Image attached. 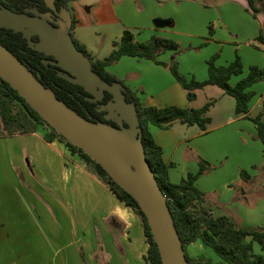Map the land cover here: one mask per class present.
<instances>
[{"label":"crops","instance_id":"crops-1","mask_svg":"<svg viewBox=\"0 0 264 264\" xmlns=\"http://www.w3.org/2000/svg\"><path fill=\"white\" fill-rule=\"evenodd\" d=\"M236 2L245 14L252 18L251 21L246 19L240 22L234 32L243 33L248 39L247 45L253 46L255 51L261 54V58L250 63L264 67V43L258 41L261 33L264 37V0H258L257 6L262 10L256 16L249 7L248 0H236ZM76 6L77 0H71L69 8L62 13L63 19L69 16L71 21L76 20L74 37L87 47L95 59L106 58L115 48L114 42L119 41L125 31L120 32L121 38L113 36L114 28L117 27L116 21L120 22L121 18L116 12L108 14L113 24L108 25L104 32L99 31V36H103L105 40L104 48L107 51L104 52L100 42L94 45L78 33L83 23L78 16ZM161 19L168 20V18ZM172 23L171 21L168 25ZM154 26L159 30L167 25ZM226 28L230 30L228 24ZM212 39V37L209 38L207 42L209 43ZM168 60L169 58L162 59L165 62ZM128 64H137L142 70H126L124 74L123 67ZM107 70L125 81L126 85L138 93L141 101L149 106L179 105L198 108L206 102L214 101L208 113L211 122L206 130H202L197 124L177 122L170 128L151 125L150 131L157 144L163 149V160L171 165L170 180L179 184L189 172L199 170L201 159L213 161L214 146L208 140H201L203 136H208L215 127L237 124L236 129H231L233 137L237 139L241 137L245 146L252 144V151L244 159L236 160L235 173L239 171L238 177L236 180L222 178L228 173L225 170L219 173L212 190H208L210 186H206L202 177L198 179L197 186L205 193L204 205L211 209L215 216L225 215V213H244L243 216L229 215L243 227H264V179H262L264 175L260 170L259 172L258 169H253L254 165L262 166L264 163L263 143L256 138L257 126L251 119L263 111L264 90L259 98H256V95L253 96L250 112L247 115H239L230 112L232 111L230 109L232 103L229 99L231 96L216 85H208L198 90L197 98L190 101L187 90L175 77H172L174 75H170L172 72L169 67L159 65L152 60L123 56L118 62L109 65ZM149 71L160 72L163 75L169 74L168 84L160 83L161 85L158 86L156 80L149 81L145 76ZM192 77L194 76L188 79ZM137 80H139L138 83H136ZM201 93L206 97L205 100H201V102L204 101L203 104L199 101ZM221 103L223 105L219 111L223 115V120L219 125H214L217 122L214 110H217V106ZM226 105L228 109L225 108ZM231 107H236V100ZM256 107H261V110L253 114ZM46 132L45 127H40L32 133L0 137V256L6 245L7 249L22 250L23 254L20 257L27 260L25 264H41V259L43 264H83L80 256V249H82L88 264H150L146 260L149 244L141 217L64 142L59 139L47 141ZM222 160L223 158L214 162V166L216 167ZM17 169L22 171L24 181H21ZM241 169L248 170L253 179L245 181L240 175ZM231 181H235L236 184L233 183V187L227 186L230 192L221 195L220 192L224 191L220 187ZM233 196L239 203L230 206L232 203L230 198ZM252 196L259 197L258 202L251 203L248 198ZM32 205L35 208L34 212ZM35 212L41 214L42 226L40 223L37 225L28 220V214L21 220L23 224L19 223L20 213ZM43 213H46L47 218L50 219L56 213L58 226H56L57 229L54 228L58 234L54 232L55 237L63 238L65 232L67 239L70 237L71 241L61 244L51 243L50 247L43 243V237L40 238L43 233ZM66 219H70L69 225L65 224ZM48 249L54 251L50 256L45 253ZM37 251H43V257L41 259L35 257L33 261V255L37 254ZM187 251L193 258L206 257L210 260L208 264H227L223 263L219 256L211 254L209 246L202 240L188 244ZM28 257L31 259L28 260Z\"/></svg>","mask_w":264,"mask_h":264},{"label":"trees","instance_id":"trees-1","mask_svg":"<svg viewBox=\"0 0 264 264\" xmlns=\"http://www.w3.org/2000/svg\"><path fill=\"white\" fill-rule=\"evenodd\" d=\"M70 2L71 0H55L56 10L51 9L45 0H0V7L11 8L17 12L28 11L33 13L32 9H36L41 13L49 12L54 20L53 23L58 25V22L63 19V11L69 8ZM248 2L255 16L261 12L262 9L257 6L258 0H248ZM75 23L76 20L73 19L70 29L71 35L76 46L92 59L93 70L99 73L102 79L110 83H121L124 86L123 91L127 100L135 103L137 107L147 158L162 190L167 196L168 204L190 264H208L210 262L206 257L197 259L189 255L187 245L197 240H202L212 248L223 263L264 264V254L254 251L255 243H258L264 251V227L240 226L231 216H215L211 209L204 205L205 193L198 188L197 181L212 168L211 163L201 159L197 172H189L179 184L173 183L169 177L171 165L163 160V149L157 144L150 131L151 125L170 128L177 122L189 125L197 124L202 130H206L211 122L208 113L214 101L206 102L198 108L181 107L179 105L149 106L142 102L138 94L127 86L122 79L110 73L107 67L118 62L123 56L152 60L159 65L169 67L177 81L187 90V97L190 101L197 98L198 90L208 85H216L223 89L226 94L235 98V111L239 115H247L250 112L251 100L254 96V92L250 90V87L257 82L264 81V68L258 65L251 66L247 76L232 85L230 83L232 77L243 72L241 58L237 56L235 61L229 65L218 66L216 65L217 56H213L208 61L207 79L203 81H199L194 77L188 79L179 70L177 54L179 53L180 44L176 40L153 36L146 42H140L135 40V35L130 30H125L122 38L114 42L115 48L106 58L95 59L87 50V47L74 37ZM258 39L264 42L262 34ZM32 40L39 41V35H34ZM0 43L8 47L21 61L25 62L46 86L54 90L60 100L78 113L95 122L116 124L114 120L106 119V110H99L102 104L112 99L111 93L106 92L102 101L90 100L89 97L92 95L82 85L72 83L59 75L58 68L55 65L44 63V59H55V57L31 48L29 40L24 37L21 31L0 26ZM167 50L174 51L170 62L159 59L161 53ZM251 119L257 126L256 138L261 140L264 147V99L263 111L256 117H251ZM40 127L47 129L45 134L47 141L51 142L59 139L64 142L74 154H78L87 165L94 169L95 173L121 200L135 210L143 221L145 236L149 244L146 260L150 264H163L148 220L133 196L117 184L108 172L84 150L72 144L53 129L10 83L2 80L0 82V137L14 136L18 133H32ZM253 169L260 170L264 175V163L262 166L254 165ZM240 175L245 181L253 179L245 169H241ZM80 256L83 264H88L85 252L82 249H80Z\"/></svg>","mask_w":264,"mask_h":264},{"label":"water","instance_id":"water-1","mask_svg":"<svg viewBox=\"0 0 264 264\" xmlns=\"http://www.w3.org/2000/svg\"><path fill=\"white\" fill-rule=\"evenodd\" d=\"M45 2L56 10L55 0ZM48 14L1 6L0 26L23 32L31 48L54 56L44 63L55 65L59 75L82 85L92 95L90 100L102 101L106 92L111 93L112 99L99 110H106V119L116 124L92 121L68 106L2 43L0 82L10 83L53 129L84 150L133 196L148 220L163 264H190L167 196L147 158L135 103L127 100L121 83H110L93 70L92 59L76 46L71 35V18L55 25ZM170 22L155 20L158 26ZM34 35L40 40H32Z\"/></svg>","mask_w":264,"mask_h":264},{"label":"rangeland","instance_id":"rangeland-1","mask_svg":"<svg viewBox=\"0 0 264 264\" xmlns=\"http://www.w3.org/2000/svg\"><path fill=\"white\" fill-rule=\"evenodd\" d=\"M32 10L38 12L36 9ZM76 10L83 23L78 33L83 38L93 42L94 45H97L100 42L101 46H103L102 50H104V52L105 50L107 51V49L104 48L105 40L103 36H99V31L104 32L108 25L113 24L108 16V14L113 12H116L121 18L120 22L116 21L117 27L116 29L114 28L113 36L121 38L120 32L130 30L134 33L135 39L140 42H146L153 36H161L176 40L180 44L179 53L177 54L179 70L181 74L187 78H190L193 75L194 78L199 81L207 79L208 61L213 56H217L216 65L218 66H227L239 56L243 64V72L232 77L230 83L234 85L247 76L251 66L256 65L250 62L261 58V54L256 52L253 46L247 45L248 39L243 33L238 34L234 32V29L238 27L240 22L252 18H249L245 14L244 10L238 6L236 0H113V2L112 0H77ZM48 16L52 19L51 15L48 14ZM158 17L160 19L168 18V20H171L173 23L158 30V28L154 26L156 25L155 20L158 19ZM226 24L229 25L230 30L226 28ZM211 37L213 38L211 40L212 42L210 41L208 43L207 41ZM258 41L259 43L262 42L259 39ZM173 54L174 52L167 50L161 53L160 59L169 58L166 62H170ZM123 68V73L126 74V70H139L141 67L137 64H128ZM120 73L122 74V72ZM170 75L172 76L173 74ZM170 75H163L160 72L155 71H149L148 74H145L149 81H153V79L156 80L158 86L161 85L160 83H162V85H167ZM126 82H128V80ZM138 82L139 80L136 81V83ZM250 90L254 92L256 98H259L260 93L264 90V81L255 83L250 87ZM205 98V94L201 93L199 99L200 104H203L204 101L201 102V100H205ZM229 99L232 103L231 105H233L235 99L232 96ZM221 105L223 104H219L217 110H214V117L217 120L214 125H219L223 120V115L219 111L221 109L220 107H222ZM231 105L230 109H232V111L230 112L235 114L236 107H231ZM225 108L228 109V106L226 105ZM260 110L261 107H256L253 114H257ZM236 125L237 124H231L224 127H215L208 136H203L201 139L208 140V142L214 146V153L212 156L213 161L207 160L211 163L212 168L201 176L202 179H204L206 186H210L208 190H212V186H215V180L219 177V173H222L225 170H227L228 173L222 178L236 180L239 175V171L237 173L238 175L235 173L237 168L236 160L244 159L247 154L252 151V144L250 146H245L241 137L238 139L233 137L231 129H236ZM198 129L200 130V128ZM221 158H223L222 162L215 167L214 162H217V160ZM259 158L258 147V159ZM88 167L94 171L91 166L88 165ZM17 172L21 181H24L22 171L17 169ZM262 179H264V176H262ZM233 183H235V181H231L227 185L221 186L220 188L224 191L220 192L221 195L229 193L230 191H228L227 186L233 187ZM258 199L259 197L253 196L248 198L251 203L258 202ZM230 200L232 202L230 203V206L239 203L235 199V196L230 198ZM34 209L35 208L32 205L33 212ZM27 214L30 218H28V220H31L32 223L35 222L37 225H39V223L41 224V214L38 212L20 213V216L18 217L20 219L17 218L20 224H23V221L21 220H23L24 216ZM229 214L234 217L236 214H239L240 216L244 215V213H225V215ZM56 216L58 215L55 213L50 219L47 218L46 213H43V233L40 238L43 237L42 242L49 247L51 246V243H68L70 240V237L67 239V234L65 232L63 238L55 237V228L57 229L56 226H58L56 222L58 221V217ZM68 220L66 219V225H69L70 219ZM36 240H38V238ZM209 251L211 254L218 257V254L212 248L209 247ZM254 251L259 254H264L258 243L254 244ZM42 252L43 251H37V254L33 255V261L35 257H40L41 259V257H43ZM53 252V249H48L45 253L50 256ZM22 254V250L7 249L5 245V250L1 252L0 264H25V262L27 263V260L20 257ZM29 259L31 258L28 257V260ZM41 264H43L42 259Z\"/></svg>","mask_w":264,"mask_h":264},{"label":"flooded vegetation","instance_id":"flooded-vegetation-1","mask_svg":"<svg viewBox=\"0 0 264 264\" xmlns=\"http://www.w3.org/2000/svg\"><path fill=\"white\" fill-rule=\"evenodd\" d=\"M32 12L34 13V11L32 10ZM39 12V11H38Z\"/></svg>","mask_w":264,"mask_h":264}]
</instances>
